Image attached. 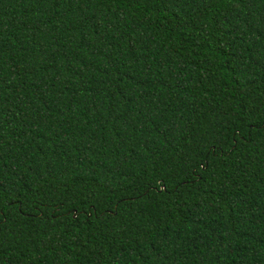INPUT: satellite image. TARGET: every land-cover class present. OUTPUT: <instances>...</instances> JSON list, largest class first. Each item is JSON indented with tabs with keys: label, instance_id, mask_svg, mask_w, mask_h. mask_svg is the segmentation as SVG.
I'll list each match as a JSON object with an SVG mask.
<instances>
[{
	"label": "trees",
	"instance_id": "1",
	"mask_svg": "<svg viewBox=\"0 0 264 264\" xmlns=\"http://www.w3.org/2000/svg\"><path fill=\"white\" fill-rule=\"evenodd\" d=\"M0 264H264V0H0Z\"/></svg>",
	"mask_w": 264,
	"mask_h": 264
}]
</instances>
